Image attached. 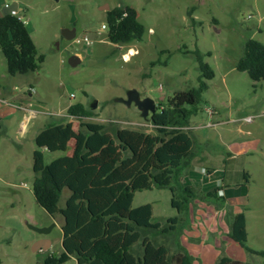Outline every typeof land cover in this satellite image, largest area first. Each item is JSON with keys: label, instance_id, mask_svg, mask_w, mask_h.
<instances>
[{"label": "rangeland", "instance_id": "obj_1", "mask_svg": "<svg viewBox=\"0 0 264 264\" xmlns=\"http://www.w3.org/2000/svg\"><path fill=\"white\" fill-rule=\"evenodd\" d=\"M13 2L19 4L18 13L45 61L37 72L13 77L0 49V96H10L15 86L21 94L33 86V109L48 114L32 118L22 132V114L6 106L12 115L0 131V264H40L63 249V218H53L33 194L35 138L49 119L66 117L71 105L90 107L96 102L95 116L67 117V122L76 131L81 123L116 122L121 128L151 133L148 119L153 114L144 119L135 104L129 107L119 100L136 89L158 106L178 92L197 87L200 71L192 54L196 50L215 71L204 101L191 118L201 152L198 166L222 171L224 185L236 194L231 198L246 214L248 246L264 250V81L253 82L236 68L247 39L264 44V0H0V14ZM118 6L137 11L146 30L143 41L121 48L108 41L106 31L96 36L106 24V12ZM65 30H76L77 37L89 35L95 42L86 46L68 41ZM128 48L137 54L126 62L123 55ZM73 55L81 59L76 67L69 64ZM74 145L72 141L67 152L45 151V163L71 155ZM69 195L68 190L63 192L60 207ZM140 207L151 209L153 222L165 224L179 217L168 189L136 192L133 209ZM223 210L214 201L193 204L190 222L180 235L193 264H212L219 255L263 264L227 235ZM30 225L50 232L40 234ZM43 240L50 242L49 248L34 251ZM168 243L177 253L173 240Z\"/></svg>", "mask_w": 264, "mask_h": 264}, {"label": "trees", "instance_id": "obj_2", "mask_svg": "<svg viewBox=\"0 0 264 264\" xmlns=\"http://www.w3.org/2000/svg\"><path fill=\"white\" fill-rule=\"evenodd\" d=\"M106 24L112 44L141 42L146 32L137 11L130 6L107 11ZM0 49L13 77L35 73L45 61L20 13L0 18ZM192 54L200 71L198 86L160 103L148 119L151 133L121 128L116 122L81 123L76 131L67 117H61L49 121L37 134L33 194L48 214L63 218V249L49 254L40 264H193V257L180 243L193 204L199 200L224 206L226 199L221 195L222 186L197 193L184 182L186 172L201 153L190 129L191 118L204 101L208 82L215 78L203 53L196 50ZM236 68L253 82L264 81V44L247 39ZM68 115L81 120L95 116V111L79 103L68 108ZM72 141V155L45 163V151L67 152ZM153 188L170 191L178 218L161 224L153 222L149 207L133 209L136 192ZM65 190L70 195L60 207ZM228 235L264 264V250L248 246L244 212L233 216ZM169 240L178 248L177 253L171 252ZM217 264L257 263L222 256Z\"/></svg>", "mask_w": 264, "mask_h": 264}, {"label": "crops", "instance_id": "obj_3", "mask_svg": "<svg viewBox=\"0 0 264 264\" xmlns=\"http://www.w3.org/2000/svg\"><path fill=\"white\" fill-rule=\"evenodd\" d=\"M32 88H34L33 86H31ZM30 87V88H31ZM1 88V85H0ZM16 88H18L17 86L14 87V90L12 91L11 95L8 97L6 96H0V99H7L10 100L16 104H19L21 106H23L24 108H30L33 109V104L31 102V97L33 96V94L28 90L27 93H23L21 94L20 92L16 91ZM20 91V89H19ZM7 105H3L0 103V131L4 130V125H5V120L10 117L12 114L10 113L8 107H6ZM18 112H20L22 114V121H21V127H22V132H24V130L27 128V124L28 122H30V120L32 119L31 117V113L23 110V109H17ZM55 118H51L49 119V121L54 120ZM191 130H193V127L191 126L190 128ZM72 155V154H71ZM200 161L198 160V157L194 160L192 167L190 168L189 171L186 172L185 176H184V180L186 182L187 185L192 186L193 190L197 193H201V192H206L210 189H213L215 187L218 186H222L224 187V190H222L221 195L223 197H225L226 199V203L224 205V213L227 217V220L225 222V224L227 225L228 228V233L230 231V223L231 220L233 218L234 215L241 213V208L239 207V205H237V202H234L233 198H231L232 196L236 195V194H231L229 188H227L224 185L225 179H223L222 177V171L218 170L216 167L214 168H205V166L203 167H199L198 163ZM198 169V170H197ZM219 181L222 182V185H220ZM200 190V191H197ZM230 192V194H229ZM246 196L244 195L243 198H245ZM242 205V204H241ZM223 209V208H222ZM225 209H229L228 212L227 210L225 211ZM230 211V212H229ZM219 214L221 215V212H219ZM217 233V232H216ZM218 235V234H217ZM224 256V255H219L217 256V258H215L213 260L212 264H217L219 259Z\"/></svg>", "mask_w": 264, "mask_h": 264}, {"label": "water", "instance_id": "obj_4", "mask_svg": "<svg viewBox=\"0 0 264 264\" xmlns=\"http://www.w3.org/2000/svg\"><path fill=\"white\" fill-rule=\"evenodd\" d=\"M20 11H21V8L19 7V4L17 2H13L11 5L4 7V9L2 10L0 14V18L10 15L13 12L18 13ZM76 36H77L76 30H65L63 32V37L67 39L68 41H73L76 38ZM80 63H81V59L75 55L71 56L69 59V64L72 67H76ZM119 101L129 107L132 104H135L137 108L139 109V111L141 112L142 117L144 119H147L150 114H154L158 108L156 101L154 99H152L151 97L142 98L141 94L136 89L129 90L127 94V99H120ZM96 106H97L96 102H94L91 105L93 109H95ZM29 227L32 230L37 231L40 234H48L50 232V229L37 228L32 225H30ZM49 246H50V242L47 240H43V241L37 242L34 245L33 250L34 251L47 250Z\"/></svg>", "mask_w": 264, "mask_h": 264}, {"label": "built area", "instance_id": "obj_5", "mask_svg": "<svg viewBox=\"0 0 264 264\" xmlns=\"http://www.w3.org/2000/svg\"><path fill=\"white\" fill-rule=\"evenodd\" d=\"M13 15H18L17 12H13L12 13ZM26 23V22H25ZM104 31L108 32V27H107V24H104L102 25V28L100 31L97 32L96 36L97 37H102L103 36V33ZM107 38V37H106ZM108 39V38H107ZM75 43L77 44H84L86 46H92L95 42V39H93L92 37H90L89 35H84V36H80V37H77L73 40ZM118 45V44H116ZM121 48H123L124 44L123 43H119V45ZM137 54V51H135L134 49H131V48H128L127 51L124 53L123 55V59L128 62L133 56H135ZM17 89V88H16ZM29 91L34 94L35 93V89L34 88H29ZM73 98H75V96L73 95L72 96ZM0 103L3 104V105H10L16 109H23V110H26L28 112L31 113V117L32 118H35L37 117L38 115L40 114H48L46 112H42V111H39V110H36V109H30V108H24L23 106L19 105V104H16L10 100H7V99H0ZM208 114L211 116L212 115V110L207 108L206 109ZM66 117H70L69 115H67Z\"/></svg>", "mask_w": 264, "mask_h": 264}]
</instances>
